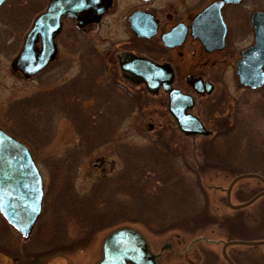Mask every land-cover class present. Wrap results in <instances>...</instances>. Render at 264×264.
<instances>
[{"label": "flooded vegetation", "instance_id": "af4514ba", "mask_svg": "<svg viewBox=\"0 0 264 264\" xmlns=\"http://www.w3.org/2000/svg\"><path fill=\"white\" fill-rule=\"evenodd\" d=\"M94 1L85 0L78 17L60 18V29L53 35L54 57L28 80L50 69L68 80L39 96L52 98L53 107L64 105L69 111H78L79 107L83 112L81 124L102 126L106 123L116 128L126 121L128 124L138 111L140 95L145 94V98L162 95L168 113L169 94L163 83L170 71V87L193 100L187 113L205 128L207 125L212 128L210 136L195 137L209 138L205 149L210 164L226 172L243 170L264 174V82L251 87L239 80V73L246 77L264 74L261 55H242L256 44L251 19L255 13H264V0H109L106 11L99 17L90 6ZM11 2L10 7L14 3L23 4L24 0H4L0 12ZM60 4L58 0H46L34 18L48 7L56 10ZM8 26L9 29L0 28V43L15 31L22 44L28 28ZM36 46L39 48V42ZM16 53L12 54L11 61ZM140 78L148 79L149 88ZM197 79L199 85L194 83ZM205 84L211 86L210 93H206ZM233 90L239 93L238 97L231 96ZM75 119V124L79 123L80 118ZM112 135L115 134L108 136V142H119L120 147L119 135L116 140ZM101 143L106 144L104 138ZM260 192L264 188L256 194ZM203 209L193 216L199 217ZM259 227L264 231V221ZM246 242H264V235ZM256 247L261 248V254L255 264H264V244ZM23 250L30 252L35 248ZM243 260L252 264L248 256Z\"/></svg>", "mask_w": 264, "mask_h": 264}, {"label": "rangeland", "instance_id": "374dc122", "mask_svg": "<svg viewBox=\"0 0 264 264\" xmlns=\"http://www.w3.org/2000/svg\"><path fill=\"white\" fill-rule=\"evenodd\" d=\"M45 1L24 0L26 4L22 7L25 10L21 12L20 17L23 16V20L28 18L27 25L32 22L38 10L42 9ZM10 5L12 2L0 12L1 29L4 27L9 29L2 18L16 10V3L12 7ZM19 23L18 20L10 22V29L19 28ZM11 33L13 34L10 36ZM16 34L15 31L10 32L4 43L12 46L18 40L15 49L17 52L21 41L20 38L17 39ZM9 55L10 52L6 54L0 52V127L10 133L20 134L24 140L27 138L26 141L34 140L30 144L35 150L45 191L44 210L33 230L35 238L28 244L34 248L35 242L40 244L38 240L48 241L52 238L61 240L54 235L58 225L65 229L63 230L65 236L63 241L57 243H54L56 240L49 241L45 243L46 248L35 249L30 253L23 250V240L15 232L11 231L8 239L0 235V264H97L101 259L103 239L121 227L140 233L151 251L159 255L158 264H226L221 257V246L225 242L249 241L264 235V231H260L259 227V223L262 224L264 221L263 197L237 212L228 209L225 203L223 190L237 175L249 171L226 172L212 166L205 149L209 138L192 139L183 136L168 115L162 95L146 98L145 94L140 95L138 111L128 124L127 121L125 125L121 123L116 127V133H112L115 134L112 135L114 140L119 135L121 146L118 147L119 142L117 145L113 142L102 144V137L99 135L101 133L98 132L99 125L88 126L81 124L80 120L75 124L76 119L66 106L53 107L52 98L48 100L39 96L43 95L45 90L50 92L49 89L64 84L68 80L67 77H61V73L50 69L38 78L24 80L22 76L10 70L12 55ZM33 96L37 97V102L35 106L30 107L31 101L27 98ZM231 96L236 98L239 93L233 90ZM256 98L253 97L254 100ZM10 106L13 108L11 114ZM78 109L77 113L80 116L81 109L79 107ZM82 114L83 112L81 116ZM206 128L210 131V136L212 128L209 125ZM30 134H34L35 138H31ZM46 135L50 138L44 142L43 136L46 138ZM123 146L139 148L140 152L145 148L157 146L160 151L166 152L174 161L179 162L184 168L183 171L189 173L201 194L202 209L204 207L202 214L199 217L193 215L177 217L166 223L163 228L152 226L144 219L130 215L98 228L88 225L82 231L75 227V220L73 223L63 220L57 214L64 199L63 188L75 187L88 201L93 199L96 201L97 197H101L100 194L103 193L106 198V195H112L115 189L119 191V188L127 187V183L133 180L131 176L123 177L125 171L122 170L121 153L126 155ZM74 154H77L75 159ZM73 159L75 162H71ZM64 161L68 163L64 165L62 163ZM70 162L71 167L66 166ZM133 177L136 178V175ZM101 179H104L102 187L100 186L103 192L97 194L96 187L100 185ZM263 188L264 186L256 179H242L232 188L231 203L235 205L239 201L245 202ZM113 201L114 197L111 204ZM165 244L168 248L163 249ZM226 251L235 264H246L244 256H248L252 264L260 260L261 248L256 246L233 245Z\"/></svg>", "mask_w": 264, "mask_h": 264}, {"label": "water", "instance_id": "95a60500", "mask_svg": "<svg viewBox=\"0 0 264 264\" xmlns=\"http://www.w3.org/2000/svg\"><path fill=\"white\" fill-rule=\"evenodd\" d=\"M2 1L4 0H0V4ZM60 1L62 4L56 10L48 7L44 13L35 18L20 51L11 61V69L20 72L25 78L44 69L52 60L55 53L53 35L60 29V18L62 16L78 17L77 13L81 11V4L85 0H58ZM109 3V0H95L90 6L94 8V14L99 17L106 11ZM251 22L256 31V44L242 55H261L263 59L260 61L264 63V13L253 14ZM222 36L223 30L219 35L218 48L221 47ZM37 42L40 44L39 48L36 46ZM167 72L163 88L169 94L168 112L178 130L185 136H206L208 132L202 124L187 113L192 107V98L170 87L172 75L170 71ZM140 79L149 88L148 79ZM239 80L244 85L258 87L264 82V74L260 72L257 76L246 77L239 73ZM194 83L199 85L200 81L197 79ZM205 85L207 86L206 93H210L211 86ZM247 178L258 179L264 184V180L254 174H244L234 178L226 190V202L229 208L237 210L246 207L264 195L262 192L244 204L231 205L229 196L232 186L237 181ZM42 197L41 176L30 151L21 142L0 129V214L20 233L23 239L28 238L40 214ZM259 244H264V242H227L222 247L223 258L227 264H233L225 254L228 246ZM155 258L156 256L149 251L147 243L140 234L130 228H119L103 240L101 259L97 264H156Z\"/></svg>", "mask_w": 264, "mask_h": 264}, {"label": "trees", "instance_id": "16d2710c", "mask_svg": "<svg viewBox=\"0 0 264 264\" xmlns=\"http://www.w3.org/2000/svg\"><path fill=\"white\" fill-rule=\"evenodd\" d=\"M25 4L26 3H20L17 6L15 5L16 10L10 12V14H6L3 22L10 25V22H17L18 20L21 28L24 29L25 26H28V18L23 20V16L20 17L21 12L25 10V8L22 7ZM18 13L19 17H17ZM25 28L27 29L28 27ZM18 42L19 41L16 40V43L12 46L0 43V52L2 54L10 52L9 56H11L16 52L15 49L17 48ZM27 99L31 101V103H29L30 107L35 106L37 102L36 96ZM9 109V113L11 114L13 112L12 106H10ZM69 112L75 118H80L81 121V116H78L77 110H71ZM14 113L19 115L17 112ZM25 119L26 118H24V120ZM114 130L116 133V128L111 127L106 123L99 126L98 132L101 133L99 135H101L102 141L104 138V142L106 144L109 143L110 141L108 142L107 140L108 136L114 133ZM5 131L27 145L31 149L36 161L35 150L30 144L34 141L33 139H31V142L30 140L26 141L27 138L24 140L20 134L15 132L10 133L6 129ZM34 136L35 135L32 134L31 138H35ZM49 138L50 137L47 135L46 138L43 136L44 142L45 139L46 141H49ZM88 139L89 137L86 142ZM126 146H123L126 155L124 156L121 153V162L123 164L122 170L125 171L123 177L131 176L130 178H133V180L127 183V187L125 186L123 189L119 188V191L117 189H115L114 192L111 190L113 194L106 195V198H104V194H100L103 192V190L100 189V186L104 183V179H101L99 181L100 185L96 187L97 194H100L101 197H97L96 201H94V199L90 200L91 202L88 201L86 197L81 196L75 187L70 189L63 188L65 191L64 199L57 210V214H59L63 220L66 219L72 223L73 220H75V227L79 231H82V229H85L88 225H93V227L98 228L99 226H103V224H110L123 220V218L128 217L127 215H130L142 218L152 226L163 228L166 223L170 221L172 222L177 217L195 215L200 212L202 209L200 193L196 189L192 179L189 177V173L183 171L184 168L182 165H179V162L174 161L172 156L170 157L166 152L160 151L156 146L145 148L142 152L139 151V148H129ZM73 156L74 159L77 158V154H74ZM74 159L71 160V162H75ZM210 160L212 161L213 159L210 158ZM71 162L66 166L71 167ZM62 163L65 165L68 162L64 161ZM244 168L248 169V167ZM131 169H133V171ZM133 175H136V178H134ZM259 175L264 178V174ZM112 197H114V201L111 204ZM63 230L65 229L58 225L56 233L54 234L61 240L53 238L48 241L38 240L40 244L35 242L36 246L33 247L37 250H42L46 248L44 247L45 243L49 241L56 240L54 243L63 241L62 239L65 236ZM0 233H3L0 235L7 237V239L11 234V230L1 219ZM32 236L33 237H31L27 243L22 245V248H31L32 245L29 246L28 243L35 238L34 234H32ZM6 243L7 241L5 244Z\"/></svg>", "mask_w": 264, "mask_h": 264}]
</instances>
